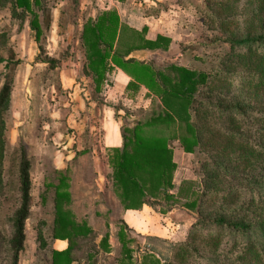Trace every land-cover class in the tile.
<instances>
[{
  "label": "rangeland",
  "instance_id": "1",
  "mask_svg": "<svg viewBox=\"0 0 264 264\" xmlns=\"http://www.w3.org/2000/svg\"><path fill=\"white\" fill-rule=\"evenodd\" d=\"M42 1L50 9L51 21L44 31L41 50L34 40V32L29 28L28 15L14 9L11 0L0 5V31L6 34L5 43L0 45V54L8 55L10 49L20 60L13 68L9 98L0 112L5 142L3 171L6 183L7 178L11 181L9 188H4L6 199H0V232L4 234L10 229L12 197L15 198L13 191L17 188L16 150L22 142L26 144L31 160V204L30 215L24 223V247L18 264H52V251L56 249L52 229L57 205L54 187H46L45 184L53 180L55 170L65 168L70 171L71 217L75 222L86 221L94 230L96 242L105 231L110 234V251H100L95 264H117L121 255L118 230L123 221L128 226L126 234L134 239L128 245L133 249L134 264H142L147 248L167 261L172 256L171 245L187 239L199 218L200 205L191 209L183 205L184 200H180L163 212L156 205L148 206L149 209H144L142 213L125 214L113 192L109 162L110 149L118 146L106 141L105 136L109 139V135L113 134L118 138L121 126H132L136 120H148L165 108L158 97L148 96L143 87L138 92L128 93L125 86L119 83L121 77L115 70L107 73L106 79L99 85L100 89H96L95 75L87 66L81 37L83 25L101 11L116 8L126 25L138 31L146 28L144 37L155 38L161 34L169 38L165 48L133 51L134 58L163 70L174 64L214 72L226 64L225 59L230 52L228 42L220 41V38L246 34L251 20L238 16L233 23L223 26L217 20L210 23L207 1L213 4L220 0H136V5L126 0L115 5L97 0ZM250 7L256 8V4L252 3ZM215 13L217 17L223 14L218 6ZM255 23L257 25L258 20ZM124 35L131 40L130 32L125 31ZM244 49L241 51L244 52ZM49 59L55 62L47 61ZM3 74L0 63V86ZM240 74L233 77L230 96L247 99L249 94L253 96L252 91L249 92L243 80H238ZM250 100L257 102L253 97ZM247 114L252 115L250 112ZM235 116L237 120L241 119L239 114ZM212 122L219 130L223 125H231V122L218 116ZM250 123L244 120L242 128H251ZM183 132L178 124L145 128L146 134L169 138L174 133ZM222 135L218 131L212 138L205 132L202 144L194 153L185 152L177 138L169 139L177 165L172 192H176L182 182L192 180L197 182L195 191L201 195L205 185L211 183L210 174L218 172V186L224 188L216 192L218 198H213L215 194H212L200 203L204 212L217 209L222 203L226 212L255 218L259 209L257 206L264 202V192L256 187L252 189V181L264 176V151L261 150L264 148H261L254 130L248 133L256 149L253 153L225 144ZM242 136L238 135L236 144L242 141ZM82 150L85 152L75 156L77 151ZM228 194L233 198L228 200ZM161 204L164 206L165 203ZM221 234L224 237L223 231ZM246 240L249 238L240 242ZM255 240V234L250 235V242ZM86 241L79 239L78 260L86 259V253L93 249ZM63 246H67L65 241ZM222 247L228 248L224 244ZM74 264L84 263L77 261Z\"/></svg>",
  "mask_w": 264,
  "mask_h": 264
},
{
  "label": "trees",
  "instance_id": "2",
  "mask_svg": "<svg viewBox=\"0 0 264 264\" xmlns=\"http://www.w3.org/2000/svg\"><path fill=\"white\" fill-rule=\"evenodd\" d=\"M11 1L14 9L28 15L29 28L34 32V40L41 50L44 31L51 21L50 9L42 0ZM116 1L123 3L125 0ZM5 3L6 0H0V5ZM252 3L256 4V8L250 7ZM207 5L210 23L217 20L223 26L225 23H233L238 16L251 20L246 34L220 38V41L228 42L230 52L225 59L226 64L214 72L174 64L166 66L163 70L150 62L130 57L131 52L135 50L165 48L169 38L161 34H157L155 38L144 37L143 32L146 28L138 31L126 25L116 8L101 11L95 18L88 19L82 28L81 37L87 66L95 75L97 90L106 79L107 73L119 69L129 78L125 87L128 93L138 92L143 87L148 96L158 97L165 108L163 112L152 115L148 120H136L132 126H121L122 145L110 149L112 188L123 210H137L143 205L151 207L157 205L163 212L180 200H184L183 205L188 208H197L199 205L201 207L198 208L199 218L193 224L187 239L171 245V259L166 261L147 248L142 264H236L235 262L262 264L264 260V202L257 206L259 209L255 213V218L226 212L222 203L217 209L204 212L200 203L212 194H215L213 198H218L216 192L224 188L218 186V172L210 174L211 183L205 185L201 195L195 191L197 182L192 180L182 182L176 192H172L175 188L173 175L177 165L169 145L170 138H177L185 152L194 153L197 146L202 144L205 132L213 138L219 131L226 140L225 144L235 145L247 153L250 151L253 153L256 149L250 142L248 133L254 130L262 145L261 148H264V0H220L213 4L207 1ZM217 6L223 12L222 16H216ZM125 31L130 32L131 40L125 38ZM5 37V32L0 31V45L5 43ZM242 48H245L244 52L241 51ZM47 61L55 62L53 59ZM19 62L14 51L10 49L8 55L0 54V63L4 71V79L0 86V112L7 104L12 71ZM237 74H240L238 80L245 82L253 96L249 94L247 99H234L230 96V86ZM250 97L257 102L250 100ZM247 112L252 115L249 116ZM235 114H239L241 119L237 120ZM216 116L221 120H228L231 125H223L221 130L216 129L212 122ZM197 117L200 119L197 120ZM244 120L251 122V128H242ZM158 124L166 126L178 124L184 132L178 135L174 133L170 138L145 133L146 127ZM2 130L0 122V199L2 197L6 199L7 196L3 194L4 188H9L8 184L11 181L7 178L6 183L3 171L5 142ZM239 134L244 136L241 137L242 141L236 144L235 139ZM16 152L17 188L13 191L15 198L12 197L10 229L4 234L0 232V264H18L19 254L24 247V223L30 215L31 160L25 143L20 142ZM84 152L85 150L77 151L75 156ZM225 168L227 169V166ZM54 172V181L45 184L46 187L55 189L57 213L52 238L66 240L67 246L61 250L54 249L51 262L74 264L81 261L84 264H95L100 251L106 253L110 251V234L105 231L96 242L94 230L86 221L75 222L69 210L70 171L65 168ZM252 183V189L256 187L264 192V176L253 179ZM232 198L233 196L228 194L227 199ZM162 202L165 203L164 206ZM251 202L253 205V197ZM120 224L118 237L121 255L117 264H134L133 249L128 246L134 239L126 234L125 229L128 226L125 221ZM207 224H210V227ZM228 231L229 233H226ZM235 234L241 238L240 240L247 237L249 240L240 242L239 238H235ZM252 234L256 236L255 244L250 242ZM81 238L88 240L86 242L93 248L86 253L84 260H78L76 256L77 250L81 247L79 243ZM223 244L228 248L222 247ZM225 249L227 251L224 253Z\"/></svg>",
  "mask_w": 264,
  "mask_h": 264
},
{
  "label": "crops",
  "instance_id": "3",
  "mask_svg": "<svg viewBox=\"0 0 264 264\" xmlns=\"http://www.w3.org/2000/svg\"><path fill=\"white\" fill-rule=\"evenodd\" d=\"M98 2H100V3H102V1H104L103 3L104 4H107V3H111V4H113V5H115V3H117V4H122V3H120V2H118V1H116V0H97ZM127 1H130L131 3H134L135 5L137 4L136 3V0H126V2ZM138 1H140V0H138ZM144 2L145 1H147V0H143ZM153 1V0H152ZM105 8V7H104ZM107 8V7H106ZM118 13H119V10H118ZM119 15H120V13H119ZM120 17H121V15H120ZM93 19V18H92ZM121 20L123 21V19L121 18ZM143 28V27H142ZM141 28V29H142ZM140 29V30H141ZM136 51H145V50H135V52ZM132 53V52H131ZM130 57H133V55L132 54H130ZM117 73H118V75H119V77H121V79H120V81H119V83L121 84V85H124L125 87H126V85H127V83H128V81H129V78H128V76L126 75V74H124L121 70H119V69H116L115 70ZM105 139H106V141H108V142H114V146L116 145V146H118V147H120L121 145H122V138H121V136L120 137H118V138H115V136L113 135V134H110L109 135V139H108V137H106L105 136ZM144 209H149V207L147 206V205H143L142 206V208L141 209H137V210H135V209H128V210H125V214H127V213H130V212H132V213H134V212H139V213H142V211H144ZM125 217V216H124ZM126 223V222H125ZM64 241H65V245H67V242H66V240H59V239H56L55 240V242H54V247L56 248V249H58V250H61V249H63L64 247H66V246H63V243H64Z\"/></svg>",
  "mask_w": 264,
  "mask_h": 264
}]
</instances>
